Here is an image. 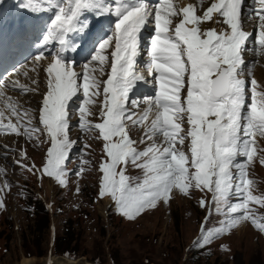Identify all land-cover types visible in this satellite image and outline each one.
Returning <instances> with one entry per match:
<instances>
[{
    "label": "snow or ice",
    "instance_id": "1",
    "mask_svg": "<svg viewBox=\"0 0 264 264\" xmlns=\"http://www.w3.org/2000/svg\"><path fill=\"white\" fill-rule=\"evenodd\" d=\"M43 3L47 5L44 10H54V17L33 58L37 66L46 61L47 90L39 109V126L31 125V117L23 125L18 119L16 125L0 126V131L29 139L34 133L46 134L50 147L40 174L66 185V164L77 143L69 137L70 122L72 114L78 113V127L98 130L96 138L103 141L98 195L110 198L118 214L133 220L158 201L167 202L174 188L182 193L195 188L211 193L210 201H200L208 215L201 223L197 246L210 244L243 221L264 232V216H257L250 207L258 204L264 208V198L252 194L254 181L248 176V166L257 153L256 137H264V92L257 90L259 85L244 59L246 51L254 50L249 44L264 52V9L257 11L255 0L253 6L247 0H214L202 15H197L194 5L177 6L172 0H115L114 9L104 0ZM259 3L264 5V0ZM27 4L33 12L43 9L40 0H27ZM90 12L97 18L89 19L86 14ZM253 13L259 18L255 35L242 28L244 18L252 19ZM204 21L224 28L202 30ZM93 30L99 35L92 40L93 49H88L92 54L83 64L66 55L80 47L74 40H86ZM144 32H149L146 41ZM54 41L59 47H52ZM143 53L146 61L139 59ZM93 62L99 64L101 75H107L106 80L94 75ZM3 72L18 75L20 69L9 72L5 68ZM137 82L150 85L153 94H135ZM9 86L22 92L34 90L0 76V98ZM184 90L186 94H182ZM95 98L102 100L101 122L92 124L88 117L93 114L90 106L96 104ZM4 103L13 115H21L10 97ZM142 104L146 108L137 113ZM150 115L154 118L146 124ZM3 116L0 112V118ZM129 122L146 128L139 141L146 144L143 150L130 138ZM185 122L187 130L182 127ZM158 134L163 136V144L155 142ZM186 140L187 152L177 147ZM81 153L77 176L89 163L83 159V149ZM129 164L143 171L142 179L126 175ZM34 169L35 165L27 168L29 172ZM6 188H10L7 182L0 192ZM213 214L224 217L218 227H208Z\"/></svg>",
    "mask_w": 264,
    "mask_h": 264
},
{
    "label": "rangeland",
    "instance_id": "2",
    "mask_svg": "<svg viewBox=\"0 0 264 264\" xmlns=\"http://www.w3.org/2000/svg\"><path fill=\"white\" fill-rule=\"evenodd\" d=\"M179 1L174 0L173 4L180 5ZM251 27L249 24L248 28ZM256 31L257 28L254 34ZM250 49H254L249 50L247 55L251 72L259 85L257 90L264 92V52L254 44ZM43 62L38 67L34 63L30 68L26 67L33 74L23 85L34 90L19 92V89H15L12 93L22 125L31 117V125L39 126L37 115L40 99L47 84L43 71L46 61ZM106 64L105 73L109 65ZM90 66L97 68L94 75L99 80L107 79L106 74H100L99 64L93 62ZM24 73L20 74L22 79L27 77ZM95 99L96 104L90 106L93 114L88 117L92 124L101 120L99 109L102 100ZM144 128L130 123V133L139 140L145 136ZM97 135L98 130L69 129L70 139L77 142V151L70 153V162L66 164L67 183L63 186L54 177L38 180L35 171L27 170L31 167L28 158L22 156L25 145L35 163H42L50 147L46 134L34 133L33 139L20 135L0 140V188L5 182L10 185V188L0 192V204L3 205L0 207V264H21L25 258L34 259L37 264L56 258L85 261L88 264H264V232L256 229L250 221L241 222L208 245L197 246L201 223L208 215L207 208H202L200 201H208L211 193L195 188L182 193L174 188L167 202L158 201L154 208L145 210L133 220L118 214L110 198L98 195L101 176L98 169L104 153L103 141L97 139ZM163 140L161 135L155 137L156 143L163 144ZM256 146L257 153L248 166L249 179L254 181L250 190L253 195L264 198V163H261L264 159V137H256ZM139 147L143 150L146 144L139 143ZM177 147L188 151L187 141ZM81 149L83 159L89 163L83 165L85 170L77 176L74 173L80 167ZM127 174L132 178H143V171L131 164L126 169ZM38 200L43 207L53 204L49 210L45 209L50 224L43 233L32 238L29 233L37 216L29 204ZM250 207L257 216H264V208L258 204H251ZM223 219V216L213 214L208 227L220 226ZM70 227L72 230L68 231ZM67 232H70L68 238L71 244L66 250ZM37 254L43 256L38 257Z\"/></svg>",
    "mask_w": 264,
    "mask_h": 264
},
{
    "label": "trees",
    "instance_id": "3",
    "mask_svg": "<svg viewBox=\"0 0 264 264\" xmlns=\"http://www.w3.org/2000/svg\"><path fill=\"white\" fill-rule=\"evenodd\" d=\"M27 200L29 201V198H27ZM39 201V202H38ZM36 201V203H30V208H32L33 211H35L37 218L35 219V224L33 226V228H31V232L29 233L32 238H35L37 235L43 233L50 224V219L48 217V212H46V208L43 207V205L40 204V200ZM31 210V209H30ZM72 226L71 223H69V226ZM71 227L68 229V231H71ZM70 232H67V234L65 235L67 239H65L67 247L66 250L69 248V245L71 244L70 239L68 238ZM71 237V236H70ZM56 243V241H55ZM28 251V250H27ZM30 251V250H29ZM31 252V251H30ZM61 252V250H60ZM33 254V252H31ZM38 257H42V254H37Z\"/></svg>",
    "mask_w": 264,
    "mask_h": 264
},
{
    "label": "bare ground",
    "instance_id": "4",
    "mask_svg": "<svg viewBox=\"0 0 264 264\" xmlns=\"http://www.w3.org/2000/svg\"><path fill=\"white\" fill-rule=\"evenodd\" d=\"M177 1V0H176ZM179 1V0H178ZM172 2H174V0H172ZM180 5H183L184 3V0H180ZM175 3V2H174ZM43 62V61H42ZM44 63V62H43ZM33 64V63H32ZM34 65V64H33ZM35 66V65H34ZM38 67V66H37ZM27 68L25 67L22 71L23 72H27L28 75L26 78H23L19 75H12L11 77V80H17L19 82V84L23 85V83H25L26 80L29 79L30 75L33 74V73H30L26 70ZM40 70V69H39ZM21 71V72H22ZM37 74V73H36ZM38 76V75H37ZM40 77V76H39ZM37 80V79H36ZM29 83V81H28ZM33 87V86H32ZM16 95V94H15ZM18 97V96H17ZM19 98V97H18ZM25 103V102H24ZM1 140V139H0ZM51 260L53 264H88L87 262L85 261H70L68 259H65V258H56V259H48L46 261H44V264H47L48 261ZM21 264H37V261L34 260V259H30V258H25L23 259V261L21 262Z\"/></svg>",
    "mask_w": 264,
    "mask_h": 264
}]
</instances>
